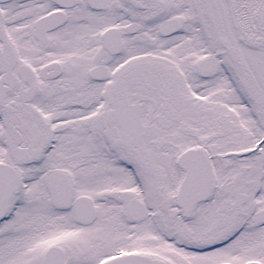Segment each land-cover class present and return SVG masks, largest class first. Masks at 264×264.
I'll return each mask as SVG.
<instances>
[{
  "label": "snow or ice",
  "instance_id": "obj_1",
  "mask_svg": "<svg viewBox=\"0 0 264 264\" xmlns=\"http://www.w3.org/2000/svg\"><path fill=\"white\" fill-rule=\"evenodd\" d=\"M0 264H264V0H0Z\"/></svg>",
  "mask_w": 264,
  "mask_h": 264
}]
</instances>
